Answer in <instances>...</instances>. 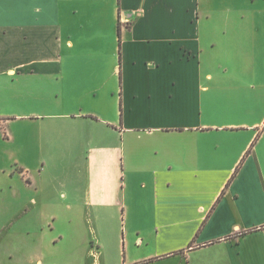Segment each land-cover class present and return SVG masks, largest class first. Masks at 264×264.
Masks as SVG:
<instances>
[{
  "label": "crops",
  "instance_id": "1",
  "mask_svg": "<svg viewBox=\"0 0 264 264\" xmlns=\"http://www.w3.org/2000/svg\"><path fill=\"white\" fill-rule=\"evenodd\" d=\"M0 121V238L264 264V0H0Z\"/></svg>",
  "mask_w": 264,
  "mask_h": 264
},
{
  "label": "rangeland",
  "instance_id": "2",
  "mask_svg": "<svg viewBox=\"0 0 264 264\" xmlns=\"http://www.w3.org/2000/svg\"><path fill=\"white\" fill-rule=\"evenodd\" d=\"M59 17L60 21L63 23V6L60 8L58 18ZM231 45L232 43L227 41L223 44V47L228 48ZM46 100H48V98L43 99L42 102L45 103ZM32 102L33 101L28 102V105L23 109H27ZM22 105L20 106L22 107ZM33 106L37 107L38 102H34ZM34 107L30 108L34 109ZM17 127H20V124H17ZM31 127L34 129L31 130H33L36 135L40 134L38 130L39 124L32 123ZM31 168L35 169L36 167ZM19 233V236L13 235L0 238V264H35L34 262H29L27 258V256L34 255L37 256L36 258H42L45 264H63V243L59 240H55L53 232L48 233L44 238L41 234L36 239L35 243L24 239L21 236V232ZM55 241L58 243H55Z\"/></svg>",
  "mask_w": 264,
  "mask_h": 264
},
{
  "label": "trees",
  "instance_id": "3",
  "mask_svg": "<svg viewBox=\"0 0 264 264\" xmlns=\"http://www.w3.org/2000/svg\"><path fill=\"white\" fill-rule=\"evenodd\" d=\"M250 151H251V150H250ZM250 151H249L247 154H249V153H250ZM244 160H245V158L242 160L241 164L244 162Z\"/></svg>",
  "mask_w": 264,
  "mask_h": 264
}]
</instances>
